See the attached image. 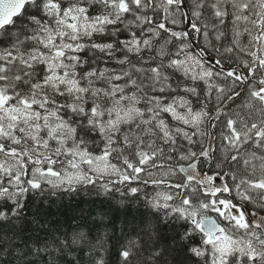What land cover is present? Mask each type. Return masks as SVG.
<instances>
[{"label":"snow or ice","instance_id":"1","mask_svg":"<svg viewBox=\"0 0 264 264\" xmlns=\"http://www.w3.org/2000/svg\"><path fill=\"white\" fill-rule=\"evenodd\" d=\"M120 186L181 264H264V0H0V264H37L4 242L36 198Z\"/></svg>","mask_w":264,"mask_h":264},{"label":"trees","instance_id":"2","mask_svg":"<svg viewBox=\"0 0 264 264\" xmlns=\"http://www.w3.org/2000/svg\"><path fill=\"white\" fill-rule=\"evenodd\" d=\"M120 187L121 192L108 196H98L95 190L84 189L80 194H68L51 205L46 202L41 206L39 198H36L28 205L24 218L17 220L14 228L5 229L4 242L12 250L16 245L21 248L27 245L25 250L39 247V254L28 257L37 264H71L73 260L76 264H92L93 256L79 249L98 247L100 243L104 245L102 255L105 264H125L120 255L125 247H130L132 251L129 264H181L183 257L175 251L177 245L173 226H161L157 232L153 215L156 210L145 200V191L132 195L124 186ZM76 225L86 226L92 245L81 242L76 251L66 255H49L51 249L45 250L40 243L45 235L71 234ZM5 259L11 264H21L12 256Z\"/></svg>","mask_w":264,"mask_h":264}]
</instances>
